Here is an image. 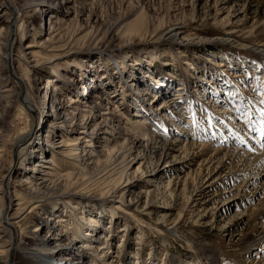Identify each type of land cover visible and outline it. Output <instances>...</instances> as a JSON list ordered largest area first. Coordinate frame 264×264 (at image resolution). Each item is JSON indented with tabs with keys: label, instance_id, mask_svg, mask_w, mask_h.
<instances>
[{
	"label": "rangeland",
	"instance_id": "374dc122",
	"mask_svg": "<svg viewBox=\"0 0 264 264\" xmlns=\"http://www.w3.org/2000/svg\"><path fill=\"white\" fill-rule=\"evenodd\" d=\"M7 1L0 0V7H6ZM9 1L20 8L25 1L33 2ZM45 1L48 5L20 17L9 58L7 46L13 33L0 23V92L12 88L11 98L0 104V186L18 167L30 175L25 169L40 159L43 140L35 154L24 153L18 159L19 139L28 138L30 144L44 134L42 116L25 113L22 99H16L18 89L8 81L9 60L23 55L26 45L43 43L44 19L65 11L67 22L55 32L54 42L39 45L13 66L27 80V98L34 103L40 100L43 79L54 67L60 72L58 85L70 97L82 80H101L115 96L106 107L115 119L98 126L95 142H103L100 138L106 128L111 133L107 136L141 128L149 131L151 139H144L125 162L121 159L112 167L118 170L114 174L118 181L120 176L122 183L125 176L132 179L121 201L112 190L114 184L108 191L98 179V173L104 175L100 166L79 171L77 180L53 178V190L43 204L51 210H69L65 200H81L86 208L105 205L115 211V224L103 220L111 228V250L122 243L119 264H135L132 255L137 264H264V217L258 218L264 211V161L252 164V155L258 151L253 142H264V104L260 103L264 100V0H101L83 7L78 1L74 8L59 0ZM141 16L137 30H126ZM71 60L74 64L64 71L63 63ZM83 61H93L94 67L85 63L72 71ZM126 81L125 87L120 86ZM91 89L86 97L96 92ZM98 107L106 109L105 102L99 101ZM53 122L58 126L59 117ZM75 123L79 120L68 121L70 126ZM93 125L87 121L83 130L88 133ZM69 133L54 130L47 138L49 144ZM184 142L194 145L184 148ZM68 151L42 159L53 160L47 167L64 175L69 172ZM120 170L125 173L118 176ZM204 185L211 188L205 191ZM10 188L11 193L16 188L15 195H24L17 184ZM106 193L111 198L106 199ZM117 202L121 210H114ZM32 218L33 214L22 217L23 238L35 227ZM41 236L48 246L71 237L55 239L46 229ZM101 243L102 239L97 246ZM97 246L87 251L89 258L83 264L93 258L104 264L95 252ZM64 254L57 251L54 257Z\"/></svg>",
	"mask_w": 264,
	"mask_h": 264
},
{
	"label": "bare ground",
	"instance_id": "6f19581e",
	"mask_svg": "<svg viewBox=\"0 0 264 264\" xmlns=\"http://www.w3.org/2000/svg\"><path fill=\"white\" fill-rule=\"evenodd\" d=\"M32 1V3L25 1V3L20 8L19 6L8 0L6 7H0V14L2 13V15H0V19L3 15L7 16L4 22L3 20H0V23H4V25L6 26V30H10L13 33V37L11 38L7 46L8 49L6 55L8 56V58L14 46L16 36L15 28L20 17L23 15H27L30 12L34 13L41 5H48V3H45V0ZM59 1H61L62 4H72V7L74 8L75 6H77L75 4H77L78 1V5L83 7L89 6L88 2H90L91 4L93 2H98L101 0ZM53 15L54 14H52L51 16L47 15V18L45 17L46 19H44L43 21V26L45 28L43 30L41 29L42 31H40V33H43V35H41L40 38H43L44 42L41 44H39L38 42V46L54 42L57 36L55 32H57L63 25L66 24L69 13L65 11H58L56 12L55 16ZM142 18L143 16L139 18L136 17V20H134L133 23L131 22L132 24L129 23V25L126 27V30H137L142 22ZM76 27H78V25H76ZM0 31L2 30L0 29ZM34 44L26 45V47H24L23 49V55L19 54L16 56L17 58L9 60L8 81H10V84H12L13 87H17L18 94L16 99H22L21 105L23 107V111L25 113L31 114L33 118L40 115L42 116L40 120L42 123L41 132L44 133L43 136L40 135L41 138L39 137L38 141L32 142L30 144L28 143V138L19 139L17 143V147L19 148L17 150V157H19L18 159H20L24 153L33 155L35 154L34 152H36L37 149L41 146L42 149L41 153L38 156V158H40L39 161L34 162L30 169H25L26 172H30V175H26L25 173L21 172V170H19L20 168L18 167L16 168V170H14V174L11 177L3 178V183L0 186V264H83L85 263V259L89 258L87 256V251H91L95 246H97V243H99V240L101 239L102 243L96 247L95 251L99 254L98 259H102V262H104V264H119V256L121 254L120 250L122 249V243H118V247L112 248L111 250V248L109 247L111 232L109 230L111 228H106L103 220L108 218V220L114 222L113 219H115V217L117 216V213L115 211L106 209L105 205H103L99 209L94 206H90L91 208H86L83 206V204L85 203L81 202V200H65L64 204L68 206L66 208H69V210H64L65 208L63 207H59L56 210H51V208L43 203L45 202V195L53 190L51 187L54 186L53 178L56 179L58 177L60 179L63 177H67L66 179L68 180H73L74 178L77 180L81 178L79 171H94L100 166L103 169L102 172H104V175L98 173V179H100V181H103V183L106 185L104 186L106 190L110 189L111 191V187H113L114 184L115 186L112 188V190H114L115 195L117 194L119 197L118 199H120L121 201L124 194L129 191V187L132 186L129 184L132 179H130L129 181L128 176H125L126 181L122 183L121 181L123 177L121 178L120 176L118 181V179L114 176L115 172H118V170L113 169L112 167L121 159L125 162V159L127 155H129L131 150L133 148H139L144 139H151L150 136L147 135V132L149 133V131L144 132L143 130H141V128H139L140 130L135 132L130 127L128 129L121 130L118 133V136L114 135L113 133L112 135L107 136L111 133L108 131V128H106L105 130H103V136L100 138L103 140V142L96 143L95 135L98 131V126H102L103 124L106 125L108 121H112L113 119H115V116H110L111 113H108V108H106L107 105H111V101L115 99V96H113L111 92H109L107 84L103 85L104 82H101V80L97 81L94 80V78H88L87 81L82 80L84 84L81 83L78 86L80 90L78 89L72 91L71 94H73L74 96L70 97L69 95H67V92H65L63 88L58 85V76H60V72H58V69L55 67L52 69V72L48 75V77H45L43 79V86L40 87V100L37 102L35 101L36 103L31 102V100L27 98L29 96V85L26 82L27 80H25V78L19 77L15 72V67L13 66L17 62L18 58H25L26 56L32 55L33 49L39 48ZM92 62L93 61L80 62L76 64V67H73L74 70L72 71L76 72L82 69L83 64L85 63H88V67L93 68L94 66ZM63 64V70L66 71L69 67V64H74V62L73 60H71L66 61ZM27 74L28 73L26 72L25 75ZM127 82L128 81L121 84L120 86L125 87ZM97 84L98 87H95L97 86ZM10 88L9 90L5 89L4 91L0 92V104L2 102H6V100L11 98ZM90 88H92L91 90H93V88H96V92L94 91V94L89 98L86 96L88 95V93H90ZM99 101L105 102V107L103 108L106 109L99 110ZM101 107L102 106H100V108ZM43 108H45L46 112H42L41 109ZM57 116L59 117V122H57L58 126H56L53 122L54 118ZM139 116L141 115L139 114ZM76 119L79 120V124L75 123V125L73 126H70V123L68 124L69 120L74 123V120L76 121ZM87 121L94 123V125L92 126V130L88 133L83 130V126L87 123ZM67 124L69 126H67ZM143 124V122L134 123V126L138 127ZM114 125H116V122ZM79 128L81 129L79 130ZM115 128L117 127L115 126ZM59 129L64 131L67 130L70 133L64 137L59 138L58 141L53 140V143L49 144V140L47 139L49 137V133L51 134L54 130L57 131ZM117 129H119V127ZM61 132L63 134L65 133L63 131ZM111 136L116 137V139H112ZM40 140H43L41 146H39ZM253 143V145H256L258 151H256L257 153L252 155L254 159L252 164L257 163L259 165L264 161V142L263 139H261L260 141H254ZM184 144V148L194 145L191 142H184ZM200 146L205 149L209 147L206 144H201ZM67 148H69L68 154L66 155V158L70 160L68 169L69 172L65 173L64 175H59L60 173L47 167L49 162H52L53 160H44L42 158L44 155L47 156L48 154L51 155L50 159H53L55 157L54 154L62 153ZM218 151H213V153L217 155ZM101 158H104V160L102 161ZM130 165L131 164H129V166ZM44 169L48 170L49 172L43 171ZM122 173L124 174L125 172L121 171L117 175L119 176ZM174 175H179V173L176 172ZM111 177H115V179L113 178V180H111ZM14 180H17L16 183ZM13 183L22 188V190L24 191L23 196L22 194L15 195L16 188H13L12 190H14V193H11L10 186L13 185ZM204 186L205 191L211 188V185ZM115 190L118 192H116ZM109 195V193L104 194V196H106V199H108V197L111 198V196ZM14 198H16V200H14ZM13 201L17 202L15 207L13 205ZM119 204L121 203H116V205L114 206V210H121ZM11 207H14V209ZM72 209H78L80 212L75 215ZM91 209L94 210V212H91ZM58 213H60V215H58ZM25 214H33L32 224H34L35 227L30 234L26 235V237L23 238V229L19 227V225L22 217H25ZM89 214L90 216H88ZM91 215L94 216L91 217ZM61 216H63L62 220L58 221L57 218H60ZM261 217H264V211L260 212V214L258 215V218ZM262 220H264V218ZM84 221L88 222L86 223V226L83 225ZM45 229L48 230V233L50 232L49 237L55 239H57L61 235L67 234L71 237L68 240H57L56 243L48 246L45 237L41 236L43 230ZM57 251L60 253H65L63 255V258L61 257L55 259L54 254ZM148 257H150V255ZM131 260L136 261L135 264H137L138 259L134 258L133 255L131 256ZM90 264L99 263H97V261H95L93 258L90 259Z\"/></svg>",
	"mask_w": 264,
	"mask_h": 264
},
{
	"label": "snow or ice",
	"instance_id": "6c2138e0",
	"mask_svg": "<svg viewBox=\"0 0 264 264\" xmlns=\"http://www.w3.org/2000/svg\"><path fill=\"white\" fill-rule=\"evenodd\" d=\"M260 103L264 104V100H261ZM261 116L264 117V110H261ZM262 123H264V121H262Z\"/></svg>",
	"mask_w": 264,
	"mask_h": 264
}]
</instances>
